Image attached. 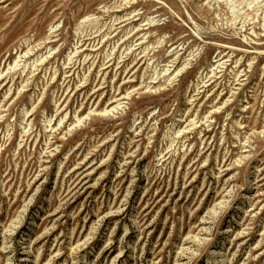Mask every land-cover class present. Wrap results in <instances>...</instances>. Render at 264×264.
Returning <instances> with one entry per match:
<instances>
[{
  "label": "rangeland",
  "instance_id": "obj_1",
  "mask_svg": "<svg viewBox=\"0 0 264 264\" xmlns=\"http://www.w3.org/2000/svg\"><path fill=\"white\" fill-rule=\"evenodd\" d=\"M0 264H264V0H0Z\"/></svg>",
  "mask_w": 264,
  "mask_h": 264
},
{
  "label": "bare ground",
  "instance_id": "obj_2",
  "mask_svg": "<svg viewBox=\"0 0 264 264\" xmlns=\"http://www.w3.org/2000/svg\"><path fill=\"white\" fill-rule=\"evenodd\" d=\"M77 125V124H76Z\"/></svg>",
  "mask_w": 264,
  "mask_h": 264
}]
</instances>
